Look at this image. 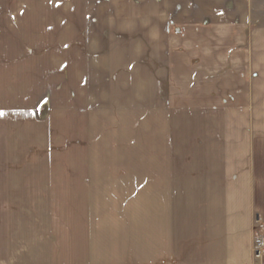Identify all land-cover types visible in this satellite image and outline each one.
Masks as SVG:
<instances>
[{"label":"crops","instance_id":"crops-1","mask_svg":"<svg viewBox=\"0 0 264 264\" xmlns=\"http://www.w3.org/2000/svg\"><path fill=\"white\" fill-rule=\"evenodd\" d=\"M8 36L79 41L63 83L32 72L16 84L33 99L42 88L50 109L8 110L0 65V160H91L89 134L116 147L105 116L139 110L151 161L139 174L84 162L8 174L0 163V264H255L264 0H0ZM12 191L41 199L9 208Z\"/></svg>","mask_w":264,"mask_h":264},{"label":"rangeland","instance_id":"rangeland-1","mask_svg":"<svg viewBox=\"0 0 264 264\" xmlns=\"http://www.w3.org/2000/svg\"><path fill=\"white\" fill-rule=\"evenodd\" d=\"M78 41L79 40L75 41V38L66 37H0V65L5 67L3 76L5 80H7V83L4 81V88L2 91H4V89L6 91L7 109L35 112L38 109V105L42 102H44V105L41 107V110L53 108L54 106H51L45 91H43L42 88L39 89L36 84L34 85L38 88L36 99L26 94L21 95L16 84L23 81L27 73L30 74L32 72L34 80L40 82V84L42 79L47 83L55 82V86L60 82L63 83V72L66 63H68L66 67L68 70L71 65L72 69H75L73 67L75 63L66 61L65 56H67L68 53L72 54L73 57L77 54L76 48H78ZM64 44L67 47H65ZM15 91H17L18 94ZM10 92L14 95L7 94ZM21 96H23V98H21ZM60 104H62V101ZM138 112L139 110H136L135 117L126 121H124V118L111 119L105 116V122L102 128L106 126L110 127L109 130L112 131L113 135H116L113 143L116 147L114 146L115 148L108 149V139L101 138L102 140L99 139L101 141L100 144H98L93 141L91 134H89L88 140L86 139V142H84V146L86 144L88 152H91V149L95 152V154L91 153V155H89L88 158H91V160H26V156L24 155L22 160H0L2 169L8 174L50 173L57 171L59 164L67 163L65 171L68 166L72 167V171H78L77 168L84 162L86 166V170L84 169V171L86 172L144 173L147 170V163L151 160L144 159L145 156L143 153L145 144H147L144 138L145 117L142 111L139 112L140 114H138ZM87 123L90 124L89 116ZM24 125L26 126L27 123L25 122ZM99 140H97V142ZM216 140H218V137H216ZM24 152H26V150H24ZM186 155L191 157V151L188 149L184 150L182 155L183 158H186ZM30 156L31 154H29V157ZM181 161L186 162L187 160ZM181 161L170 160L168 162L181 163ZM177 168L181 170L182 166ZM13 183L14 181H9V185ZM7 194L9 208L17 204L21 206H31V204L37 205V201L41 199L29 194L15 195L13 191ZM137 263L144 264L142 258H140Z\"/></svg>","mask_w":264,"mask_h":264},{"label":"built area","instance_id":"built-area-1","mask_svg":"<svg viewBox=\"0 0 264 264\" xmlns=\"http://www.w3.org/2000/svg\"><path fill=\"white\" fill-rule=\"evenodd\" d=\"M252 253L255 264H264V223L257 234Z\"/></svg>","mask_w":264,"mask_h":264}]
</instances>
